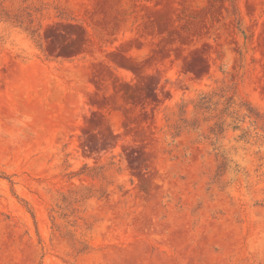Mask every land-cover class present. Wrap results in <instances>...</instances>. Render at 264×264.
Instances as JSON below:
<instances>
[{"label": "rangeland", "instance_id": "374dc122", "mask_svg": "<svg viewBox=\"0 0 264 264\" xmlns=\"http://www.w3.org/2000/svg\"><path fill=\"white\" fill-rule=\"evenodd\" d=\"M0 264H264V0H0Z\"/></svg>", "mask_w": 264, "mask_h": 264}]
</instances>
